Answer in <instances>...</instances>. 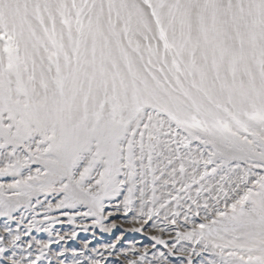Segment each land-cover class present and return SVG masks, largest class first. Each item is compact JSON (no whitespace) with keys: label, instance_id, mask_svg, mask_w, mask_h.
Here are the masks:
<instances>
[{"label":"snow or ice","instance_id":"1","mask_svg":"<svg viewBox=\"0 0 264 264\" xmlns=\"http://www.w3.org/2000/svg\"><path fill=\"white\" fill-rule=\"evenodd\" d=\"M0 217V264H264V0H0Z\"/></svg>","mask_w":264,"mask_h":264},{"label":"rangeland","instance_id":"2","mask_svg":"<svg viewBox=\"0 0 264 264\" xmlns=\"http://www.w3.org/2000/svg\"><path fill=\"white\" fill-rule=\"evenodd\" d=\"M51 199V197H49ZM43 200L44 198L41 197ZM37 213H40L41 216L43 215V209L37 206L36 208ZM83 211V209H81ZM51 215L54 216H59L58 212H52ZM26 216L30 218V214L26 213ZM38 219L40 216L37 217ZM60 219L63 221L62 223L56 224L55 230L63 233L70 232L73 229V225L67 222V218L65 217H60ZM120 219H123V217H120ZM4 218L0 217V225H2ZM27 221H25L26 223ZM78 223H81L82 221H77ZM10 226L15 228L16 224L15 222H10ZM125 227H130L129 225H126ZM95 233V235H93ZM32 235H34L37 239H48L49 238V233L39 231L37 229H33ZM127 237L128 242H135L138 247L145 245V244H150L152 243L150 239L147 236H144L142 233H134V232H126L125 233ZM22 239H26L25 237H22ZM84 240H90L91 241V246H98L99 243H108L112 240V234L109 233H103L100 231L99 228L92 229L89 228L87 232L80 231L78 233V236L75 240H70V241H61L59 244L54 243L52 245V249L54 251H58L60 248H73L79 246ZM162 247V246H158ZM175 259V258H173ZM45 264L47 262L45 261ZM53 264H55V261H53Z\"/></svg>","mask_w":264,"mask_h":264}]
</instances>
